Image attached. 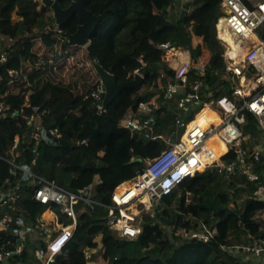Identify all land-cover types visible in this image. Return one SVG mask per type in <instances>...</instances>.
<instances>
[{"label": "trees", "instance_id": "1", "mask_svg": "<svg viewBox=\"0 0 264 264\" xmlns=\"http://www.w3.org/2000/svg\"><path fill=\"white\" fill-rule=\"evenodd\" d=\"M56 1L67 7L74 0ZM84 1L87 9L100 16L85 50L68 39L80 24L77 14L57 24L54 16H43L52 9L42 0H0V35L14 39L7 48L9 56L0 62V101L17 107L28 98L47 111L45 117L35 119L33 126L52 122L62 133L58 145H40L36 168L41 175L70 190L85 187L98 177L93 198L110 204L114 188L142 171L146 160L167 146L161 139L148 140L126 127L129 118L148 115L139 109V102L161 99L165 79L160 70L173 77V70L162 57L161 43L187 49L191 64L205 66L203 78L214 94L229 93L222 79L223 45L216 38V23L223 9L221 0H194L173 16V0ZM33 27L36 32L28 34ZM35 39L44 43L47 51L40 54ZM95 62L113 74L118 83L134 78L135 70L140 71L142 81L123 89L105 111H99L90 98L100 79ZM10 70L14 73L9 74ZM161 111L155 113L156 132L168 135L172 115L168 111L161 115ZM245 115L248 130L247 125L253 126V117ZM30 129L24 128L18 117L0 118L2 154L29 163L33 146ZM16 136L18 144L14 148ZM6 170L0 162V183ZM255 190L256 186L240 174L220 175L214 168L198 172L162 197L152 213L141 214V232L131 240L114 237L105 223L103 208L88 209L91 213L87 216L78 212L81 225L50 264H87L88 248L100 250L92 255L96 264H242L230 246L242 233L253 234L243 244L264 237V201L249 194ZM242 193L246 196L237 202ZM45 207L31 197V190L17 202V210L30 218ZM52 208L59 213L60 221H69L58 205L52 204ZM201 218L213 223L208 241L189 235ZM163 220L170 226V233L162 225ZM7 237L12 247L15 237L5 232H0V243ZM41 245L28 237L22 256L11 258L9 264L23 256L28 264H37L33 252Z\"/></svg>", "mask_w": 264, "mask_h": 264}, {"label": "built area", "instance_id": "2", "mask_svg": "<svg viewBox=\"0 0 264 264\" xmlns=\"http://www.w3.org/2000/svg\"><path fill=\"white\" fill-rule=\"evenodd\" d=\"M193 1L182 0L179 3L180 9ZM221 7L223 14L216 23V38L221 41L223 33L229 34L232 39L231 42L229 39L224 40L223 50L226 53L222 52V79L227 83L229 93L214 94L215 90L203 78L205 66L191 64L187 49L170 42L161 43L159 47L163 50L162 57L173 70V77L160 70L161 77L165 79L161 99L139 102V109L148 112V115L129 118L126 127L148 140L161 139L167 146L157 155L148 158L142 171L126 180L131 182L130 185L117 190L126 182L123 181L114 188L110 204L100 203L93 198L98 179L85 187L70 190L41 175L36 168L39 147L41 144L58 145L62 133L52 122H40L33 126L35 119L45 117L47 111L40 110L28 98L17 107L0 101V118L18 117L24 128H31L29 139L33 141L29 163L4 156L0 148V162L7 169L0 183V232L15 237L12 247L9 246L12 244L10 237L0 243L1 264H9L11 258L22 256L28 237L42 243L33 252L35 262H53L54 256L61 252L81 225L76 215L78 212L85 214V211L77 210L78 205L92 210L103 208L105 223L114 237L135 239L141 232L140 214L156 207L162 197L171 194L186 178L210 168H214L220 175L244 176L256 186V190L249 194L264 201V0H221ZM13 42V38L0 35V62L9 56L7 48ZM13 73V70L9 71V74ZM135 74L141 75L139 70H135ZM103 92L100 78L90 93L99 111L107 108L102 103L98 104ZM233 96L239 97V105ZM163 108L172 115V127L168 135L156 132L155 113ZM205 108L216 116L201 123L195 122ZM245 113L253 117L251 131L255 133V143L252 145L245 133L248 130L241 127L248 124ZM212 138L225 146L218 155L211 147ZM17 144L16 136L13 147ZM229 153L233 154V159L224 158ZM29 190L33 199L46 205L34 218L17 210V202ZM52 204L58 205L60 212L69 221H60L59 213L52 208ZM132 206L136 207L134 212L131 211ZM229 207H233L232 202H229ZM48 212L50 214L46 215ZM212 224L203 218L198 219L190 237L210 240ZM230 249L242 264H264V237L247 244L231 245ZM94 253L95 249L85 250L87 264H96L92 256ZM27 260L23 256L15 264H28Z\"/></svg>", "mask_w": 264, "mask_h": 264}, {"label": "water", "instance_id": "3", "mask_svg": "<svg viewBox=\"0 0 264 264\" xmlns=\"http://www.w3.org/2000/svg\"><path fill=\"white\" fill-rule=\"evenodd\" d=\"M42 2L52 9L57 24H63L74 14H77L80 24L74 33L68 35V39L71 43L79 44L80 46L89 43L92 34L97 28L100 16L87 9L84 0H74L67 7H61L56 0H42ZM95 67L103 82L104 89L98 104L102 103L105 107H108L123 89L138 85L143 78L140 74H135L131 80L118 83L114 75L106 71L97 62H95Z\"/></svg>", "mask_w": 264, "mask_h": 264}, {"label": "rangeland", "instance_id": "4", "mask_svg": "<svg viewBox=\"0 0 264 264\" xmlns=\"http://www.w3.org/2000/svg\"><path fill=\"white\" fill-rule=\"evenodd\" d=\"M182 0H176V2H174V4H173V6H174V8L172 7V8H170V12L172 13V15L173 16H177L178 14V12H179V10H180V5H179V3L181 2ZM44 17H49V18H51L52 16H54V14H53V11L51 10V11H49V12H47V13H45L44 15H43ZM36 28L35 27H33L32 29H30L27 33L28 34H34L35 32H36ZM34 45L35 46H39V49H38V52L40 53V54H42V53H44L45 51H47V48L45 47V45H44V43H42L41 44V42H40V40L39 39H35V41H34ZM86 46H87V44L86 45H84L82 48L85 50L86 49ZM204 54V57H206L207 56V54L206 53H203ZM231 94V93H230ZM233 99H234V101L236 102V104L237 105H239L240 103V99H239V97L238 96H233ZM248 126V131H245V133L246 134H248V136H249V138H248V141L250 142V144L252 145V144H254L255 143V141H254V132H252L251 131V128L249 127V125H247ZM243 129H244V127H245V125H242L241 126ZM182 130V128L180 129V131ZM212 147H214V148H219L220 147V143H218V142H216L215 144H214V146H212ZM233 154H231V153H229L227 156H226V158L229 160V159H233ZM97 179H98V177H95L94 178V183L97 181ZM246 193V192H245ZM245 193H242L241 195H239L238 197L239 198H237V202H242V199L246 196V194ZM80 209H83L84 211H85V214H90L91 212L87 209V208H85V207H82V208H80ZM134 209H136V207L134 206V208H131V211L132 212H134L133 210ZM155 209V206H153V207H151L149 210H147L148 211V213H152V211ZM98 210H102V209H99L98 208ZM144 213H146V212H144ZM141 214L139 215V219L141 220ZM262 220L264 221V214L262 215ZM184 220L186 221L187 219L186 218H184ZM162 222V225L166 228V231H168L169 233L171 232L170 231V226H168V225H166V223H165V220H163V221H161ZM178 230V229H177ZM261 230H264V224H263V226H262V229ZM234 236L235 235H233V236H231L230 238H234ZM251 237H253V234L252 233H249V232H246V233H242V234H240V236H239V240L238 241H235L234 243L235 244H243L244 242H248L249 241V238H251ZM233 249V248H232ZM233 251V250H232ZM99 253H101L100 251H98L97 253H96V255L97 254H99Z\"/></svg>", "mask_w": 264, "mask_h": 264}, {"label": "bare ground", "instance_id": "5", "mask_svg": "<svg viewBox=\"0 0 264 264\" xmlns=\"http://www.w3.org/2000/svg\"><path fill=\"white\" fill-rule=\"evenodd\" d=\"M221 36H222V40L220 41L221 43H222V45L223 44H225V39H229L230 40V42L232 41V39H231V37L229 36V34H221ZM233 43V42H232ZM224 53H226V50H224L223 51ZM216 115H215V113H213V112H211L210 110H208L207 108H205L198 116H197V118H196V121L195 122H199V123H201V122H203V121H205V120H207V119H209V118H214ZM211 147L212 146H214V144L216 143V142H218V143H220V147L219 148H214V147H212L213 148V150H214V152L216 153V155H218L221 151H223L224 149H225V146H224V144L222 143V142H220V141H218V140H215V138H212L211 140ZM130 181H126V182H124L123 184H121L118 188H117V190H121L122 188H124V187H126V186H128V185H130ZM131 208H134V206H132ZM136 209H134L133 211H135ZM49 213V212H48ZM50 214V213H49Z\"/></svg>", "mask_w": 264, "mask_h": 264}, {"label": "crops", "instance_id": "6", "mask_svg": "<svg viewBox=\"0 0 264 264\" xmlns=\"http://www.w3.org/2000/svg\"><path fill=\"white\" fill-rule=\"evenodd\" d=\"M98 251H100V250H98V249H95L94 256H96V253H97Z\"/></svg>", "mask_w": 264, "mask_h": 264}]
</instances>
